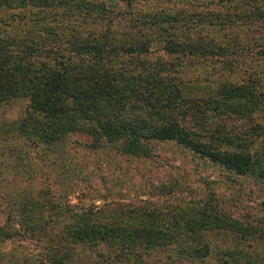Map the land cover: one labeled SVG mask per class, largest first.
<instances>
[{"label":"trees","instance_id":"obj_1","mask_svg":"<svg viewBox=\"0 0 264 264\" xmlns=\"http://www.w3.org/2000/svg\"><path fill=\"white\" fill-rule=\"evenodd\" d=\"M7 1L13 7L25 2ZM103 1L26 0L27 4L48 8L56 3L68 12V17H90L96 12L94 19L106 22L104 29L86 34H74L72 28L74 31L66 35L70 38L61 45L40 34L28 39L0 38V103L23 95L29 98L20 130L39 142L54 143L70 131L85 129L92 136V147L103 142L119 143L122 152L131 155L139 154L153 142L176 141L231 172L250 175L264 183V124L251 123L249 129L235 125L240 119L252 121L256 112L264 113V85L259 77L254 80L249 74L241 82L222 83L215 95L193 97L185 96L184 82L177 74V67L195 62L194 57L203 61L214 58L235 69L232 67L237 63L235 53L246 39L232 35L225 42L184 28L171 32L162 25L180 18L175 13V17L168 15L158 20L159 31L153 37H160L163 50L175 56L167 61L152 59L149 57L152 38L146 36L143 24L150 26L155 20L139 23V14L132 13L127 31L110 29L111 15L107 13L110 0ZM125 1L129 6L133 0ZM241 1L251 5L246 14L256 22L254 28L258 32L247 36V42L253 44L252 49L258 46L253 50L264 60V7L260 6L264 0ZM207 17L195 19L207 20L211 26L233 22L230 15L224 18L221 13ZM120 57L124 60H119ZM171 71L175 74H170ZM7 207L8 216L0 225L3 236H10L9 228L17 222L13 204ZM28 210L20 208L19 223L48 242L32 264H69L70 250L75 244L95 251V262L90 264H120L117 260L131 254L135 264H153L143 260L139 248L158 247L171 251L184 247L191 260L205 258L210 249L202 238L203 231L219 227L245 229L242 222L221 212L216 204L199 211L192 235L180 243H176L172 234L171 222L161 229L155 219L134 218L125 225L86 219L73 227H60L43 214L33 221L30 215L33 211ZM166 258L165 263L154 264H170V253ZM77 264L87 263L81 260Z\"/></svg>","mask_w":264,"mask_h":264},{"label":"rangeland","instance_id":"obj_2","mask_svg":"<svg viewBox=\"0 0 264 264\" xmlns=\"http://www.w3.org/2000/svg\"><path fill=\"white\" fill-rule=\"evenodd\" d=\"M7 2H0V38L28 39L40 34L61 45L74 30V34H86L104 29L106 23L104 19L99 22L94 19L96 12L90 17H68V12L56 3L48 8L27 4L26 0L14 7L12 2L10 5ZM103 2L99 4L101 14ZM131 3L128 6L125 0H110V11H106L111 15L109 27L127 31L132 13L139 14V23L155 20L150 26L143 24L146 36L152 38L149 47L152 59L159 57L167 61L175 56L163 50L160 37L153 38L158 34L154 32L159 31L158 20L168 15L175 17V13L180 18L162 25L171 32L184 28L225 42L232 35L246 39L235 53L237 65L234 62L233 70L214 58L203 61L194 57L195 62L178 66L185 96L215 95L222 83H238L249 74L254 80L259 77L264 85V60L253 50L258 46L252 49L253 44L247 42V36L258 33L254 28L256 22L246 14L250 4L241 0H133ZM217 13L224 18L230 15L233 22L211 26L207 20L195 19ZM28 103L29 98L24 95L0 103V225L8 216L7 204H13L17 221L9 228L10 236L0 235V264H32L48 245L47 238L41 240L19 223L20 208L33 211L30 214L33 221L43 214L60 227H73L86 219L124 225L134 218L155 219L159 222L157 228L161 229L171 222L174 223L172 234L176 243H180L192 235L199 211L213 204L242 222L245 229L219 227L203 231L202 238L210 249L205 258L191 260L184 247L172 251L163 247L139 248L143 260L165 263L170 253V264H225V260L227 264H264V183L250 175L231 172L176 141L150 143L137 155L122 152L119 143L103 142L92 147V136L85 129L70 131L54 143L39 142L20 130L19 123ZM228 121L232 123L231 119ZM255 122L264 124L263 112H256L252 121L240 119L235 125L249 129ZM81 216L83 219H79ZM70 251L69 264L81 260L90 264L96 254L80 244ZM117 263L135 264V260L132 254L123 255V260Z\"/></svg>","mask_w":264,"mask_h":264}]
</instances>
